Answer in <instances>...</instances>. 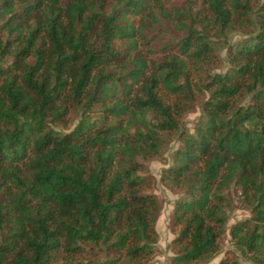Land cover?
<instances>
[{
  "label": "trees",
  "instance_id": "obj_1",
  "mask_svg": "<svg viewBox=\"0 0 264 264\" xmlns=\"http://www.w3.org/2000/svg\"><path fill=\"white\" fill-rule=\"evenodd\" d=\"M252 1L0 0V264H74L88 250L94 264L147 263L159 204L141 191L150 181L139 158L171 132L182 146L162 180L185 196L169 264L215 254L232 187L250 217L231 239L264 264V2ZM158 14L180 38L154 50L142 30ZM235 28L252 29L223 42ZM219 48L229 69L192 85L189 64ZM201 86L208 97L189 132L180 117ZM68 114L78 121L62 132Z\"/></svg>",
  "mask_w": 264,
  "mask_h": 264
},
{
  "label": "rangeland",
  "instance_id": "obj_2",
  "mask_svg": "<svg viewBox=\"0 0 264 264\" xmlns=\"http://www.w3.org/2000/svg\"><path fill=\"white\" fill-rule=\"evenodd\" d=\"M262 2H264V0L252 1L251 4L254 7L252 10H256ZM166 4L168 7L172 4L177 6L184 4L186 6L187 2L186 0H167ZM192 8L196 9V4H194ZM250 13L251 12H248V14ZM155 18L156 19L150 23L149 20L146 22V28L142 30V33L143 38H148L150 36L156 38L153 42L155 44L153 48L154 50H157L168 42L177 41L180 38V34L172 26L166 23L162 14L156 15ZM238 19L242 18L239 17ZM251 29L235 28L223 38V42L234 43L240 41L248 35L249 30ZM141 52L145 53L146 50L142 48ZM156 55L158 56L159 54L156 53ZM162 55L158 57H161ZM215 55V60L202 61L197 67L193 64H189L188 75L192 85L196 86L199 83L205 84L213 73H223L229 69L226 49L219 48L215 51ZM201 88L202 90L200 91L195 90L194 103L190 109L184 111L180 117V122L189 132L194 131L196 122L199 120L202 112V102L208 97V92L203 89V86H201ZM165 100L166 103H171L173 99L171 96H166ZM247 101L248 96L243 94L236 99V103L241 104H246ZM91 116L92 118H98L99 120L100 115L96 112ZM147 116L148 118H151L149 114ZM77 121L78 117H75L73 114H68L64 123L57 125L56 128L62 132H67L75 126ZM160 139L161 142L157 153L146 159L139 158V161L143 164V168H146V176L150 181L149 185L142 188L141 191L154 194L159 204V210L155 220L157 241L154 245L153 254L145 264H169L171 257L174 255L172 240L175 237V231L172 228V213L176 201L185 196L184 189L180 187L173 188L171 184L162 180V170L172 165L174 152L182 146V140L175 132L166 134L162 133ZM226 192H228L230 196L231 205L226 207L227 221L225 224V232L222 233L217 240L218 249L208 261H202L196 264H219L224 258H232L234 255L237 257L240 264H251L248 257L242 254L233 243L229 233L234 224L250 217V210L236 189L232 187ZM72 259L74 260V264H94L96 261V251L88 250V252L75 255ZM60 264L62 263L60 262ZM120 264L129 263L123 262Z\"/></svg>",
  "mask_w": 264,
  "mask_h": 264
}]
</instances>
